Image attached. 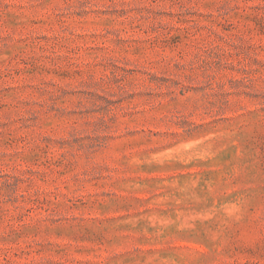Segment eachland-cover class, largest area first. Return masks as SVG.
I'll list each match as a JSON object with an SVG mask.
<instances>
[{
    "label": "rangeland",
    "instance_id": "374dc122",
    "mask_svg": "<svg viewBox=\"0 0 264 264\" xmlns=\"http://www.w3.org/2000/svg\"><path fill=\"white\" fill-rule=\"evenodd\" d=\"M0 264H264V0H0Z\"/></svg>",
    "mask_w": 264,
    "mask_h": 264
}]
</instances>
